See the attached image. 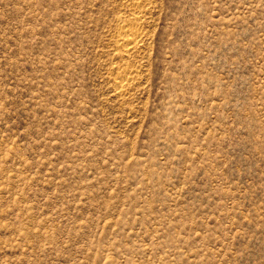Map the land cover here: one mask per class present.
I'll return each mask as SVG.
<instances>
[{
    "label": "rangeland",
    "instance_id": "1",
    "mask_svg": "<svg viewBox=\"0 0 264 264\" xmlns=\"http://www.w3.org/2000/svg\"><path fill=\"white\" fill-rule=\"evenodd\" d=\"M0 264H264V0H0Z\"/></svg>",
    "mask_w": 264,
    "mask_h": 264
},
{
    "label": "bare ground",
    "instance_id": "2",
    "mask_svg": "<svg viewBox=\"0 0 264 264\" xmlns=\"http://www.w3.org/2000/svg\"><path fill=\"white\" fill-rule=\"evenodd\" d=\"M128 43L130 44L131 43V41H128ZM133 45V44H132Z\"/></svg>",
    "mask_w": 264,
    "mask_h": 264
}]
</instances>
